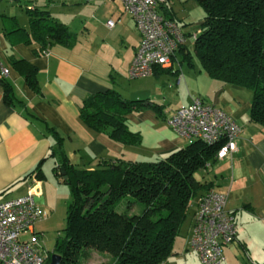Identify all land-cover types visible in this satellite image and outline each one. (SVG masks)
<instances>
[{
	"label": "crops",
	"instance_id": "0c3cea01",
	"mask_svg": "<svg viewBox=\"0 0 264 264\" xmlns=\"http://www.w3.org/2000/svg\"><path fill=\"white\" fill-rule=\"evenodd\" d=\"M189 1L166 2L182 25L185 23L177 19V4L187 6L192 4ZM24 4L47 9L55 20L76 33L77 41L72 46L54 43L42 47L15 31L12 17L18 20L14 14H2L0 60L9 72L0 78V200L31 192L38 206L43 203L46 181L54 176L57 160L50 154L55 147L54 131L77 168H96L102 160L155 161L188 143L168 126L166 118L179 105L200 97L187 84L186 92L179 95L181 80L177 79L183 72L175 59L171 70L156 67L151 75L130 78L129 67L140 36L120 0H26ZM202 18H198V25ZM109 19L113 20L111 27L106 23ZM20 23L18 26L28 32V17ZM26 65L35 69V88L23 76ZM6 84L11 87L10 101L4 98ZM213 87L210 100L200 99L220 107L241 128L238 150L214 164L215 174L209 180L230 199L229 205L226 199V208L234 215L236 239L223 247L221 264H233L227 256L237 254L233 249L231 255L225 254V249L237 242L247 251L256 229L264 228V128L249 121L252 93L250 96L245 88L220 81ZM110 88L125 98H148L162 106L161 117L150 108L125 114L128 129L141 134L137 145L112 140L79 117L82 100ZM190 208L191 230L195 201ZM248 251L256 254L249 247Z\"/></svg>",
	"mask_w": 264,
	"mask_h": 264
},
{
	"label": "trees",
	"instance_id": "16d2710c",
	"mask_svg": "<svg viewBox=\"0 0 264 264\" xmlns=\"http://www.w3.org/2000/svg\"><path fill=\"white\" fill-rule=\"evenodd\" d=\"M167 1L160 5L162 15L177 21ZM195 1L204 12L194 39L195 56L211 78L251 90L249 121L264 128V0ZM24 10L28 32L12 19L15 31L22 32L27 40H35L42 47L54 43L72 46L77 41L76 33L44 7L24 4ZM177 52L190 61L186 44ZM23 76L35 88L34 67L26 65ZM10 93L6 84V101H10ZM145 108L162 116L160 104L148 98H125L110 88L82 100L79 117L112 140L137 145L141 134L128 129L125 114ZM55 134V147L50 150L57 159L54 175L67 185L70 198L65 225L49 252L48 263L53 253L61 256L60 264L166 262L174 254L176 237L192 203L214 187L213 181L202 182L197 172L218 161L222 141L208 144L196 139L155 161L102 160L89 169L77 168L70 161L62 138ZM91 252L107 259L89 263Z\"/></svg>",
	"mask_w": 264,
	"mask_h": 264
},
{
	"label": "built area",
	"instance_id": "2783aa9c",
	"mask_svg": "<svg viewBox=\"0 0 264 264\" xmlns=\"http://www.w3.org/2000/svg\"><path fill=\"white\" fill-rule=\"evenodd\" d=\"M120 1L140 36L129 67L132 78L151 75L156 67H171L179 48L188 38L194 40L198 34L199 29L187 32L180 23L162 15L160 5L164 0ZM106 23L113 26L112 19ZM8 72L9 68L0 60V78ZM166 123L187 142L196 139L208 144L222 141L217 160L238 150L240 126L220 107L198 97L176 107ZM226 199V193L211 187L197 200L188 246L202 264H221L223 247L236 239L235 219L226 208ZM40 218L41 211L31 192L0 200V264L48 263L49 251L34 231V224ZM25 232H30V236L21 239L20 234Z\"/></svg>",
	"mask_w": 264,
	"mask_h": 264
},
{
	"label": "rangeland",
	"instance_id": "374dc122",
	"mask_svg": "<svg viewBox=\"0 0 264 264\" xmlns=\"http://www.w3.org/2000/svg\"><path fill=\"white\" fill-rule=\"evenodd\" d=\"M24 1L26 0H0V23L2 14H14L19 24H21L20 21L26 22L27 17L23 7ZM40 1L41 0H38V2ZM189 3L192 4H189L187 6H184L180 3L177 4V8L179 10L176 9V12L180 13L177 14V19L185 23V25H183L185 31H197L199 28L197 20L204 15V12L197 1L190 0ZM193 45L194 40L188 38L186 41V47L191 55L190 61L183 59V56L181 54H176L175 64L177 66L179 65L183 72V75H181L180 79L181 88L179 89V95H183L186 92L185 84H187V86H190L191 90H193L196 96H199L200 98H207L208 100H210V97L214 95L215 90L213 84L218 83V80L211 78L201 67L197 57L194 54ZM188 72L190 73L187 74ZM170 75L172 76L174 74ZM135 78L138 79L139 77H134V79ZM245 90L251 96V90L248 88H245ZM213 166L214 164L207 170L197 172V177L202 182L213 179V175L215 174V172L212 171ZM55 178L56 177L54 175L50 180L48 178V180L46 181L45 198H43V203L40 202V205L42 207L40 205L38 206L41 211L42 218L38 219L34 224V231L39 235L42 246H44V248L49 252L52 251L55 240L58 234L61 233V230L65 225L66 203L70 198L67 185L62 182H58ZM227 200V205H229L230 199ZM133 209L134 211H137L136 207ZM190 216L191 208L189 210L187 218L180 227L179 234L176 237V242L174 243V250H178V253L171 255L168 258L169 262H166L165 264H202L196 253L191 251L187 245L190 230ZM29 236L30 232L20 234L21 239H27ZM248 244L249 249L252 250L251 253L255 251L256 254L250 255L248 247H246L247 251H245L243 247L239 246L237 242H235V244H233V248L231 247V249H225V254L231 255L232 249L233 253L237 254V256H227L229 260L228 262L233 261V264H257L264 261V228H257L255 235H253L249 239ZM247 256H250L251 260L248 261ZM230 257H232V259ZM106 259L107 257L105 255H99L96 252H91L87 261L89 263H97L105 261Z\"/></svg>",
	"mask_w": 264,
	"mask_h": 264
},
{
	"label": "water",
	"instance_id": "95a60500",
	"mask_svg": "<svg viewBox=\"0 0 264 264\" xmlns=\"http://www.w3.org/2000/svg\"><path fill=\"white\" fill-rule=\"evenodd\" d=\"M61 256L57 253H53L50 256V261L48 264H60Z\"/></svg>",
	"mask_w": 264,
	"mask_h": 264
}]
</instances>
